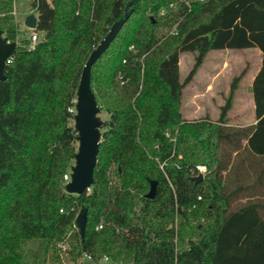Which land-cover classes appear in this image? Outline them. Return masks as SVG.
<instances>
[{
	"label": "trees",
	"instance_id": "obj_1",
	"mask_svg": "<svg viewBox=\"0 0 264 264\" xmlns=\"http://www.w3.org/2000/svg\"><path fill=\"white\" fill-rule=\"evenodd\" d=\"M13 1L0 0L1 34L17 44L0 80V264H46L59 242L69 246L68 262L85 252L112 264H264V0L131 3L91 67L109 118L90 192L81 195L63 189L77 150L68 109L90 53L129 0H38L32 50L17 38ZM248 48L262 55L251 87L256 123L227 125L244 71L217 120H185L182 91L206 55ZM182 53L193 64L180 81ZM197 165L207 168L198 183ZM82 208L83 237L75 226Z\"/></svg>",
	"mask_w": 264,
	"mask_h": 264
},
{
	"label": "water",
	"instance_id": "obj_2",
	"mask_svg": "<svg viewBox=\"0 0 264 264\" xmlns=\"http://www.w3.org/2000/svg\"><path fill=\"white\" fill-rule=\"evenodd\" d=\"M134 0H129L125 6L123 17L114 22L105 37L98 43L90 53L85 62L78 86L75 92V113L73 114V129L77 133V150L73 157V164L70 167V180L64 186V192L70 195H81L93 183V173L97 162L99 144L101 142L102 121L98 114L100 108L96 103L94 93L90 86L91 67L108 48L125 21L130 16L128 7ZM153 20V18L151 17ZM37 18L28 14L24 19V26L29 29H36ZM15 42H9L2 36L0 30V80L5 79L4 65L16 48ZM203 179L201 174L192 178L196 183ZM155 195V182H150V188L145 198L152 199ZM86 210L82 208L75 219V226L81 237L84 235L86 225Z\"/></svg>",
	"mask_w": 264,
	"mask_h": 264
},
{
	"label": "rangeland",
	"instance_id": "obj_3",
	"mask_svg": "<svg viewBox=\"0 0 264 264\" xmlns=\"http://www.w3.org/2000/svg\"><path fill=\"white\" fill-rule=\"evenodd\" d=\"M16 9H14L13 5V12L12 16L14 17V22L18 28V39H27L29 36L30 31L23 25V19L24 16L29 12V4L26 0H14ZM50 1V0H48ZM14 3V2H13ZM246 59H249L251 62L255 61L254 54H249V56H243L240 57L238 55L235 56H228L222 58L219 55L213 56L208 55V58L206 60L207 65H213V64H220L224 61H227L228 63H231V66L235 67V64L238 62H241L243 65H245ZM193 64V55L191 53H182L179 57V76L180 81H182L186 75L188 74L190 68ZM226 66V64H225ZM226 86L225 82L222 81L220 78L216 82H212V86L203 87L199 86L197 83H192L187 85L183 91H182V97H181V106L180 111L182 116L186 120H196L200 119L202 117H205L206 115H211L215 112V109L218 108L219 101L221 97L224 96V93L226 92ZM249 104L246 102V100L243 98L241 103H237L231 112L232 118H237V114H247L249 113ZM100 120L102 122L107 121L109 118V115L105 113L104 111L99 112L98 114ZM234 116V117H233ZM103 130L100 129V132ZM245 144V142H243ZM73 164V161H72ZM71 164V165H72ZM46 264H68L67 256L62 254V252H59L56 248H50L48 251V257H47V263ZM96 264V263H92ZM112 264V263H107Z\"/></svg>",
	"mask_w": 264,
	"mask_h": 264
},
{
	"label": "crops",
	"instance_id": "obj_4",
	"mask_svg": "<svg viewBox=\"0 0 264 264\" xmlns=\"http://www.w3.org/2000/svg\"><path fill=\"white\" fill-rule=\"evenodd\" d=\"M14 9H16L15 1H13ZM254 54L255 61L251 62L249 59H246L245 65H243L241 62H238L235 64V67L231 66V63L224 61L220 64H213V65H207L206 60L208 58V55H219L222 58L225 56H235L238 55L240 57L243 56H249V54ZM262 61V55L261 52L257 48H248L243 50H232V49H224V50H213L210 51L201 65V67L197 70L195 76L193 77L192 83H197L199 86L208 87L212 86V82L218 81L220 78L223 82H225L226 86V92L224 93V96L221 97L218 108L215 109V112L208 116L212 121L217 120L219 116V107L224 104L225 98L229 92V87L232 79L234 77L239 76L243 71L244 74L242 75L237 89L234 92V97L232 101V108L228 112L227 118H228V124L229 126H236V127H246V126H253L256 123L255 113H254V102H253V96L251 92V87L253 84V81L258 74L261 66ZM226 64V66H225ZM243 98L246 100V102L249 104V113L247 116L245 114H237V118H232L231 112L233 107L237 103H241ZM183 117V116H182ZM234 117V116H233ZM184 118V117H183ZM185 119V118H184ZM186 120V119H185ZM189 121V120H188Z\"/></svg>",
	"mask_w": 264,
	"mask_h": 264
},
{
	"label": "built area",
	"instance_id": "obj_5",
	"mask_svg": "<svg viewBox=\"0 0 264 264\" xmlns=\"http://www.w3.org/2000/svg\"><path fill=\"white\" fill-rule=\"evenodd\" d=\"M27 3L29 4V12L24 16V19L25 17L28 15V14H33L36 18H37V14L35 12V8H34V5H36V3L38 2V0H26ZM48 1V0H46ZM191 1H194V2H205L207 0H179V2L185 6H190V3ZM176 9V3H170L166 8H162L159 12V15L160 16H164L168 10H174ZM24 19H23V22H24ZM24 25V24H23ZM27 28V27H26ZM30 33H29V36L27 37V40L29 41V44H28V49L29 50H32L34 49L36 43L39 41V33L35 31V29H29L27 28ZM169 34H176V25L171 29V31L169 32ZM9 61V59H7V62ZM74 104H75V100H74ZM69 113L70 114H74L75 113V109H74V106H72L71 108L68 109ZM193 175L194 176H197L198 174H201L202 176L207 173V168L203 165H197L195 167V169L192 171ZM62 179H63V186H65V184L67 182H69L70 180V170H68L63 176H62ZM64 188V187H63ZM87 193L90 192V188H88L86 190ZM102 228V224H99L97 226V230L101 229ZM57 248L59 250V252H62V254H64L65 256H67V252H68V249H69V246L66 242H59L57 244ZM92 263H96V264H107V263H111V261L109 260L108 257L106 256H103L101 259L99 260H96L94 259L93 257H91L89 254L85 253V252H82L78 258L72 262V261H69L68 264H92Z\"/></svg>",
	"mask_w": 264,
	"mask_h": 264
}]
</instances>
